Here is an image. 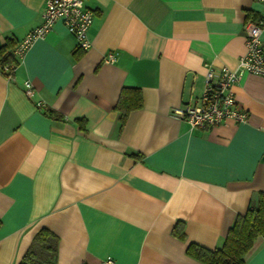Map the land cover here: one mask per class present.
I'll list each match as a JSON object with an SVG mask.
<instances>
[{
	"label": "crops",
	"instance_id": "crops-1",
	"mask_svg": "<svg viewBox=\"0 0 264 264\" xmlns=\"http://www.w3.org/2000/svg\"><path fill=\"white\" fill-rule=\"evenodd\" d=\"M44 3L0 0V46L39 26ZM84 5L93 14L87 51L56 23L10 78L0 71V264H19L41 229L59 239L54 264H202L187 246L221 247L264 194V77L244 73L233 85L242 123L192 129L171 113L200 104L209 66L238 68L244 27L264 20V5ZM109 54L115 62H104ZM124 89H138L142 107L120 129ZM177 222L184 240L172 234ZM245 264H264V238Z\"/></svg>",
	"mask_w": 264,
	"mask_h": 264
},
{
	"label": "built area",
	"instance_id": "built-area-1",
	"mask_svg": "<svg viewBox=\"0 0 264 264\" xmlns=\"http://www.w3.org/2000/svg\"><path fill=\"white\" fill-rule=\"evenodd\" d=\"M85 0H45L42 13V23L32 29L21 40L14 54L22 58L25 51L37 39L44 38L56 23H62L67 31L77 41L78 49L87 51L90 48L88 30L93 22V14L84 5ZM264 5V0H255ZM245 54L240 57L238 68L231 71L225 67L214 69L208 67L200 104H185L172 110L171 115L180 121H185L192 129H208L219 126L227 120L242 123L247 113L239 108L234 92L235 85L244 73L264 77V20L248 22L245 27ZM105 63L115 62L112 54L105 59ZM5 74L8 68L3 69ZM11 76L8 75V78ZM24 95L31 99L32 85L24 83ZM37 106H40L37 103ZM102 264H115L113 259L107 258Z\"/></svg>",
	"mask_w": 264,
	"mask_h": 264
},
{
	"label": "trees",
	"instance_id": "trees-1",
	"mask_svg": "<svg viewBox=\"0 0 264 264\" xmlns=\"http://www.w3.org/2000/svg\"><path fill=\"white\" fill-rule=\"evenodd\" d=\"M16 46L17 43L13 39H7L5 44L0 46V71L7 77L12 75L14 67L18 64V58L14 54ZM4 68H8V74L4 73ZM141 107L142 98L139 90L124 89L114 106V110L119 113V128L124 126L132 111ZM50 116L58 118L54 112H50ZM172 234L180 240L185 239L182 222L176 223ZM258 238H264V194L258 196L244 215L235 218L221 247L209 250L190 243L185 253L202 264H245ZM58 243L59 239L54 233L47 229L39 230L19 264H54Z\"/></svg>",
	"mask_w": 264,
	"mask_h": 264
}]
</instances>
